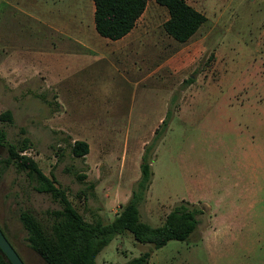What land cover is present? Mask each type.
Returning a JSON list of instances; mask_svg holds the SVG:
<instances>
[{
    "label": "rangeland",
    "instance_id": "rangeland-1",
    "mask_svg": "<svg viewBox=\"0 0 264 264\" xmlns=\"http://www.w3.org/2000/svg\"><path fill=\"white\" fill-rule=\"evenodd\" d=\"M186 1L207 16L188 41L167 34L168 10L148 0L137 48L99 57L44 23L64 10L98 34L93 0H0V113L13 114L0 127L12 142L26 129V153L85 219H114L151 145L142 220L159 226L182 200L203 210L187 240L156 249L126 231L97 264H127L146 251L149 264H264V0ZM75 140L88 142L84 157L73 154ZM6 156L0 145V227L26 264H45L20 212L60 205L4 167Z\"/></svg>",
    "mask_w": 264,
    "mask_h": 264
},
{
    "label": "trees",
    "instance_id": "trees-1",
    "mask_svg": "<svg viewBox=\"0 0 264 264\" xmlns=\"http://www.w3.org/2000/svg\"><path fill=\"white\" fill-rule=\"evenodd\" d=\"M166 7L169 18L164 22L168 35L186 42L207 21L202 11L186 0H156ZM95 5L94 23L97 32L111 40L128 34L144 13L148 0H93ZM188 78L186 82L192 83ZM0 121H13L10 110L0 113ZM167 120L162 121L166 125ZM161 128V127H160ZM160 128L155 132L159 134ZM22 137L12 142L7 132L0 127V145L7 149L2 159L3 166L13 165L17 171L25 172L36 191L48 193L59 203L60 208L47 209L42 215L30 209L20 212V220L27 230L29 246L44 260L45 264H97L96 257L118 234L129 231L137 241L151 243L156 249L165 246L171 239L185 241L195 232L199 224V214L203 210L188 201L182 200L167 214L163 224L152 226L141 218L140 207L146 200L151 184L152 168L149 160L151 145L144 153L141 162V176L137 180L131 197L121 205L114 219L104 222L101 219L88 221L69 199L65 188L57 183L54 175L43 172L38 162L26 153L32 142L26 136V129H20ZM72 152L84 157L90 150L88 142L75 140ZM80 179L85 175H80ZM2 228V227H1ZM6 237L7 233L2 228ZM10 241V239H9ZM11 242V241H10ZM151 251L132 258L127 264H149ZM0 264H13L0 247Z\"/></svg>",
    "mask_w": 264,
    "mask_h": 264
},
{
    "label": "crops",
    "instance_id": "crops-1",
    "mask_svg": "<svg viewBox=\"0 0 264 264\" xmlns=\"http://www.w3.org/2000/svg\"><path fill=\"white\" fill-rule=\"evenodd\" d=\"M94 11L95 5H93L91 8V14L93 17ZM25 12L31 17L34 16V12L30 11L29 9H25ZM80 13H82V9L80 10ZM65 14L66 13L64 10H61L58 15L50 17L47 16L44 19V23L47 25V27H49V29L61 35V37H66L68 40H73L81 52L87 51L92 53V55L99 57L105 55V51H116L119 54H122L124 50L128 51L133 48L136 49L138 46L136 43L140 42L139 39H136L139 38L138 36L140 35L135 34V27L128 34L117 40H111L106 37L105 38L109 40H103V38H99L101 35L97 32L100 35L98 36L93 28H91L90 33L88 34L84 30V27L82 28L76 25L74 26L71 21V15L67 16ZM37 16L40 18L38 14ZM110 44H112L111 47L109 46ZM139 70H141L140 67Z\"/></svg>",
    "mask_w": 264,
    "mask_h": 264
},
{
    "label": "water",
    "instance_id": "water-1",
    "mask_svg": "<svg viewBox=\"0 0 264 264\" xmlns=\"http://www.w3.org/2000/svg\"><path fill=\"white\" fill-rule=\"evenodd\" d=\"M0 247L13 264H26L0 227Z\"/></svg>",
    "mask_w": 264,
    "mask_h": 264
}]
</instances>
